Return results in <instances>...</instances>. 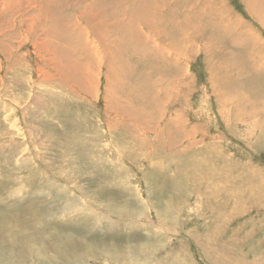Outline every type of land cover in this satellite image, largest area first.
Segmentation results:
<instances>
[{"label":"rangeland","instance_id":"obj_1","mask_svg":"<svg viewBox=\"0 0 264 264\" xmlns=\"http://www.w3.org/2000/svg\"><path fill=\"white\" fill-rule=\"evenodd\" d=\"M0 264H264V0H0Z\"/></svg>","mask_w":264,"mask_h":264},{"label":"bare ground","instance_id":"obj_2","mask_svg":"<svg viewBox=\"0 0 264 264\" xmlns=\"http://www.w3.org/2000/svg\"><path fill=\"white\" fill-rule=\"evenodd\" d=\"M187 5V4H186ZM99 27H101L102 28V26L101 25H98ZM62 58V57H61ZM64 58V57H63ZM60 59V58H59ZM64 60V59H63ZM70 63V62H69ZM71 64V63H70ZM73 65V64H72ZM122 69V68H121ZM120 69V70H121ZM122 71V70H121ZM174 142H175V140H174Z\"/></svg>","mask_w":264,"mask_h":264}]
</instances>
